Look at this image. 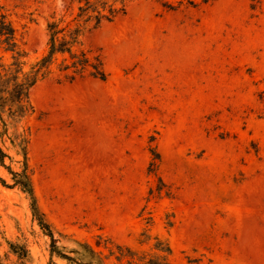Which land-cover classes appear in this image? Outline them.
<instances>
[{
    "label": "rangeland",
    "instance_id": "rangeland-1",
    "mask_svg": "<svg viewBox=\"0 0 264 264\" xmlns=\"http://www.w3.org/2000/svg\"><path fill=\"white\" fill-rule=\"evenodd\" d=\"M179 1L125 0L74 46L104 81L64 80L57 56L26 114H2L0 264H264V0L165 7ZM83 4L0 0L24 73L48 24ZM11 57L0 45V65ZM23 171L32 196L14 184Z\"/></svg>",
    "mask_w": 264,
    "mask_h": 264
},
{
    "label": "trees",
    "instance_id": "trees-1",
    "mask_svg": "<svg viewBox=\"0 0 264 264\" xmlns=\"http://www.w3.org/2000/svg\"><path fill=\"white\" fill-rule=\"evenodd\" d=\"M84 4L78 7V13L72 20L75 22L74 28H71V23H67L64 27L60 23L48 24L49 39L47 43V53L37 61L28 73L23 72L25 65L22 62L23 54L19 50L16 31L5 15H0V45L4 47L5 51L12 53V63L8 69L4 65H0V69L5 72L2 78L9 75V78L4 82L6 85L0 91V119L3 113L10 116H23L27 112V92L39 78L50 73L52 65L57 61V56H61V62L58 65V72L63 79L68 82H73L75 79L82 77L85 73L100 81L106 79V73L99 56L90 57L89 52L84 50H74V46L78 44L79 37L85 27L94 22V27L100 25L103 21L111 22L118 14H123L125 11V0H119L122 5L120 8L114 5H107V1L96 0L91 3L90 0H79ZM115 0L114 2H116ZM213 0H180L176 6L166 4L168 10H174L179 7L195 8L200 5H206ZM107 12V14H105ZM154 160H158L157 155L154 154ZM5 153L0 148V166L3 165ZM155 169L156 163L153 161L150 165ZM14 184L22 189V191L32 196V188L27 174L23 171L21 173H14ZM32 203L33 216L37 220L39 227L47 232L48 236L52 238L49 226L43 221L41 214L37 207ZM12 252L18 256L19 259L27 257L25 248H20L16 251V247L10 245ZM63 259L76 263V261L65 255H59ZM77 264V263H76Z\"/></svg>",
    "mask_w": 264,
    "mask_h": 264
}]
</instances>
